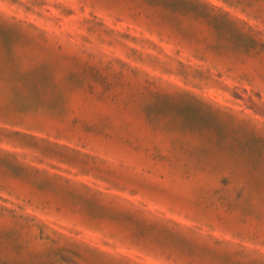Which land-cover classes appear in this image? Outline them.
Here are the masks:
<instances>
[{"label":"rangeland","instance_id":"obj_1","mask_svg":"<svg viewBox=\"0 0 264 264\" xmlns=\"http://www.w3.org/2000/svg\"><path fill=\"white\" fill-rule=\"evenodd\" d=\"M0 264H264V0H0Z\"/></svg>","mask_w":264,"mask_h":264}]
</instances>
